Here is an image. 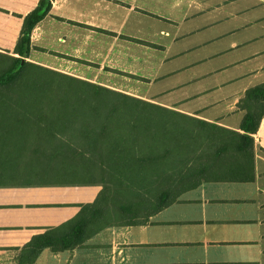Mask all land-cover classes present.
<instances>
[{"label": "crops", "instance_id": "obj_1", "mask_svg": "<svg viewBox=\"0 0 264 264\" xmlns=\"http://www.w3.org/2000/svg\"><path fill=\"white\" fill-rule=\"evenodd\" d=\"M39 2L0 0V53L17 57L23 18ZM51 5L31 32L27 62L242 133L241 101L264 85V40L255 41L253 15L250 21L245 14L251 3L242 15L230 14L221 29L228 44L221 47L190 36L194 25L186 31L192 11L212 8L205 0H52ZM207 19L216 24L214 15ZM187 44L223 55L204 83L200 74L178 78L187 68L180 59ZM252 138L250 182H204L143 226L113 224L92 232L95 225H89L82 247L44 250L34 264H264V117ZM10 148L0 142V264H17L34 237L73 221L102 190L94 185L93 198L83 201L74 190L81 187L27 165L32 157Z\"/></svg>", "mask_w": 264, "mask_h": 264}, {"label": "trees", "instance_id": "obj_2", "mask_svg": "<svg viewBox=\"0 0 264 264\" xmlns=\"http://www.w3.org/2000/svg\"><path fill=\"white\" fill-rule=\"evenodd\" d=\"M51 2L40 0L23 18L17 57L0 53V142L28 153L27 165L102 190L73 221L34 237L17 264H34L47 249L82 247L89 225L92 232L143 226L204 182L252 180V135L264 117V85L241 101L238 133L31 64V32Z\"/></svg>", "mask_w": 264, "mask_h": 264}, {"label": "rangeland", "instance_id": "obj_3", "mask_svg": "<svg viewBox=\"0 0 264 264\" xmlns=\"http://www.w3.org/2000/svg\"><path fill=\"white\" fill-rule=\"evenodd\" d=\"M202 1V0H201ZM212 8L209 10H204L202 12L192 11L190 15L187 17L186 25L188 28L195 29L192 30V34L190 36L200 39L203 41H209V44H212L217 47L224 46L228 44L226 40L227 36L221 33V29L224 24L229 23L230 14L242 15V9H246V7L253 2L250 0H205ZM253 6V7H252ZM251 6V10L248 13H245L247 18L251 21L252 17H248V15H253V36H255L256 42H261L264 40V5L255 3V5ZM212 14L216 17V24L212 22L207 17ZM227 16V17H226ZM206 18L205 21L201 20ZM239 23H243L239 21ZM216 30V31H215ZM237 37L234 39L236 41ZM223 55L216 54L215 51H210L201 47V45H185L184 53L181 58L185 66L184 70H182L181 74H179L178 78H190L194 76V74H200L199 81L203 83L206 82V76H208V72H212V76L214 75L215 68L220 64ZM172 61V60H171ZM184 66V64H182ZM175 77V79L177 78ZM81 188H75V192L77 194H82L83 201H90L91 192H95V189L98 186H79ZM155 192V190H152Z\"/></svg>", "mask_w": 264, "mask_h": 264}]
</instances>
